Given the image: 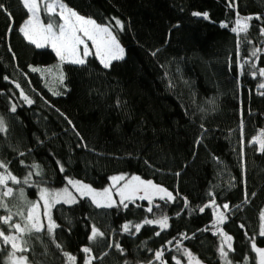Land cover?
I'll return each mask as SVG.
<instances>
[{
  "label": "trees",
  "instance_id": "obj_1",
  "mask_svg": "<svg viewBox=\"0 0 264 264\" xmlns=\"http://www.w3.org/2000/svg\"><path fill=\"white\" fill-rule=\"evenodd\" d=\"M63 2L100 24L111 23L119 40L131 37L158 98L175 100L181 111L168 115V130L154 119L138 115L129 90L137 71L128 58L112 61L109 68L95 55L83 66L65 62L60 94L53 95L45 78L31 69L52 64L58 57L49 47L37 48L19 31L29 15L21 0H0V116L7 125V131L0 132V160L9 163L21 181L29 171H37L21 165V160L29 166L40 165L43 175H33L32 180L42 187L61 188L65 177H70L101 190L109 186L110 177L128 174L167 188L175 200H158L159 207L152 213L146 210V200H137L127 209H97L87 199L72 206L57 205L52 216L60 227L54 241L45 233L43 244L33 241L34 251L24 254L33 264H66L63 252H67L77 257L76 264H83L81 249L90 246L96 257H102L94 264H160L155 252L163 249L166 264H176L173 257L186 264L183 251H177L180 241L182 248L204 264H222V237L212 227L214 208L199 211L210 203L211 193L221 210L225 203L230 206L222 224L233 238L229 260L245 264L247 257L248 264H257L251 240L255 237L257 247H264V237L259 235L264 211V152L251 141L264 132V89L259 87L264 77L251 73L264 68L260 32L264 0H231L233 7H229L230 0ZM194 12H207L208 19L192 15ZM237 12L260 17L252 19L248 32L239 37L231 31ZM41 16L48 23L43 12ZM113 17L123 23V30L115 27ZM222 23L229 26L222 27ZM256 48L262 50L258 59L251 56ZM238 59L244 64L242 70ZM21 89L33 104L23 100ZM12 103L17 105L15 113L10 111ZM57 161L63 164V173ZM10 186L17 190L8 200L13 212L26 208L19 199L20 187L25 188L28 200L38 199L37 187ZM4 214L0 209V215ZM163 215L169 217L166 230L155 224L144 225L136 234L121 230L125 223L134 225ZM93 224L105 236L89 241ZM111 242H119L124 253L108 248ZM7 252L0 253V264Z\"/></svg>",
  "mask_w": 264,
  "mask_h": 264
},
{
  "label": "snow or ice",
  "instance_id": "obj_2",
  "mask_svg": "<svg viewBox=\"0 0 264 264\" xmlns=\"http://www.w3.org/2000/svg\"><path fill=\"white\" fill-rule=\"evenodd\" d=\"M23 7L26 9L28 18L24 21L23 25L19 28V31L23 34L25 39L35 45L37 48H45L50 46L55 52V55L59 58L61 65L65 62L74 65H85L87 63V58L90 55H95L104 68H109L112 61L121 60L124 58V48L121 47L117 36L114 34V27L111 23L100 24L95 19L91 17H86L79 14L74 9L68 7L63 0H21ZM43 5V7H41ZM229 7H233L231 0L229 2ZM3 5H0V9ZM41 12H43L48 17V23H44ZM10 15V14H9ZM194 16H203L204 19H208V13H192ZM115 21V27L123 30V23L112 18ZM252 19H260L257 16H240L237 12L236 19L234 21V26L231 27V31L237 34V37L241 33L246 34L250 28V21ZM222 27L227 28L229 25L227 23H222ZM261 35L264 36V28L260 30ZM91 42L92 48L95 49L93 53L89 47ZM262 50L256 48L252 51L251 56L257 57L258 53ZM155 55V53H153ZM237 56L239 57V41H238V51ZM245 60L244 63H248ZM237 66L242 70L244 64L240 63L239 59L237 61ZM252 68L256 69V64H252ZM34 72L47 71L52 72V69L41 70L37 68L31 69ZM251 75L256 77H264V68H259L258 71H252ZM4 79H8L4 77ZM59 82L63 84L64 75L62 71L58 76ZM15 83V82H14ZM17 88L20 85L16 84ZM260 88L264 89V83L259 85ZM59 92H53V95H59ZM264 95V93H261ZM20 95L23 100L31 105L34 103L23 91L20 90ZM17 105L15 103L11 104L10 111L15 113ZM71 123V121H69ZM243 125L241 124V127ZM7 125L2 116H0V132H6ZM77 135H79L77 133ZM264 136V132L260 134ZM252 143L257 142V138H253ZM260 150L264 152V139H260ZM199 143V141H197ZM24 155L23 153L20 154ZM21 165L25 167H31L36 169L35 173L29 171L21 181L10 169L9 163H5L0 160V209H3L6 214L0 215V253H3L6 249L7 257L3 260L2 264H33L29 260V256L24 253H29L34 251L33 241L43 244V234H47L49 238L54 241L55 231L60 227L59 224L53 219L52 210L56 208L57 205H76L81 199H87L90 203L97 209H110L113 207H123L127 209L129 204H135L137 199L146 200L148 202L147 212L152 213L154 207H159L156 204L155 198L158 197L161 201L174 202L175 197L172 192L167 188L156 184L152 180H144L138 175H131L130 177L125 174L114 175L110 177L111 183L109 186L97 190L91 185L84 183L81 180H76L70 177H65V186L60 189H49L47 187H42L37 185L35 181L32 180L33 175L42 176L43 172L40 165L33 163L32 165H27L23 160L20 161ZM59 166V171L63 173L65 168L63 164L57 161ZM178 175V174H177ZM23 183L28 187H37L38 199L35 201L28 200L25 192V188L20 187L18 189L19 199L26 205V208H18L17 211L13 212L12 208L9 206L8 200L16 195L17 190L11 185H20ZM209 204L199 209L203 212L205 207H213L215 220L213 221L212 227L216 229L214 234H219L222 237L221 245L219 247V253L224 264H231L228 259L229 251H234L232 247V237L227 233L223 232L220 225L226 221L227 216L225 212L229 210V204L225 203L222 208L224 211L220 210V206L216 204L215 197L213 194ZM253 196L256 193H252ZM118 197V200L116 199ZM42 202V203H41ZM245 202H247V192H245ZM188 202L185 198V207H187ZM239 207V206H237ZM18 217L19 219H14ZM169 217L163 215L157 217L156 219H145L142 223L132 224L131 222L122 225V232L136 234L141 231L144 225H158L161 231L166 230L169 227ZM261 228L259 235L264 237V212L261 213ZM7 228V234L5 228ZM241 228L244 225H240ZM134 229V233H133ZM208 229L206 228L205 231ZM161 233L156 232L155 235L159 236ZM184 239H191V237L181 234ZM105 233L93 224L91 226L90 235L87 237L89 241H96L98 238H103ZM175 239V238H174ZM171 244L172 241H168ZM225 244L227 245L228 251L225 250ZM108 248H115L117 251L124 253L119 242H111ZM56 247L62 250V246L57 243ZM46 249V245H45ZM251 249L257 254V264H264V248L257 247L255 243V237L251 240ZM84 253L83 264H94L97 259H102V257H96L93 254V250L90 246H85L81 249ZM177 251H183V254L188 259V264H201V262L196 258L191 251L187 248H182V243L177 242ZM107 255V253H104ZM63 256L66 260V264H76L77 257L67 252H63ZM163 249L157 250L155 252V259L160 261V264H166L162 259ZM176 260V264H180V260L173 257ZM127 264V261L125 262ZM151 264V262H149ZM245 264H248V258H245Z\"/></svg>",
  "mask_w": 264,
  "mask_h": 264
},
{
  "label": "rangeland",
  "instance_id": "obj_3",
  "mask_svg": "<svg viewBox=\"0 0 264 264\" xmlns=\"http://www.w3.org/2000/svg\"><path fill=\"white\" fill-rule=\"evenodd\" d=\"M88 43H89L90 49L94 53L95 49L92 48L91 42L89 41ZM119 43L121 47H123L125 50L124 58L130 59L135 67V70L137 71L136 79L129 86L130 94L132 95L134 108L137 114L140 116H146L149 119L150 118L154 119L160 125L162 124L165 130H168V127L166 125V118L171 112H175V111L180 112L181 111L180 105L173 99L161 100L158 98L157 92H156V86L151 78V75L148 69L146 68L143 62L142 56L138 50L136 43L133 41V39L131 37H128L125 40H119ZM47 47L51 48L50 46H47ZM35 68L41 69V70L52 69L51 73L47 71H42L39 73L45 78L48 88L52 92L60 91V87L62 84L59 82L58 76L61 71L63 75H64V72H63V64L61 65L59 58L57 59L56 62L52 64L38 65V66H35ZM256 138H257L256 143L260 147V144L258 141L260 139H263V137L259 134ZM125 175L128 177L131 176L128 174H125ZM49 189H60V188H49ZM116 199L118 200V197H116ZM158 200L159 198L156 197L154 202H157ZM222 224L220 225L221 228H222ZM223 232L226 233L224 229H223ZM261 248H264V247H261ZM225 250L228 251L226 244H225ZM199 261L201 262V264H204L201 260ZM186 264H188V259L186 261ZM222 264H224V260ZM231 264L233 263L231 262Z\"/></svg>",
  "mask_w": 264,
  "mask_h": 264
}]
</instances>
